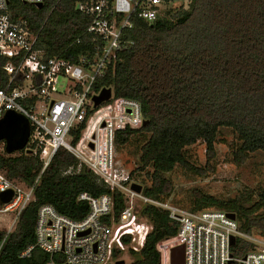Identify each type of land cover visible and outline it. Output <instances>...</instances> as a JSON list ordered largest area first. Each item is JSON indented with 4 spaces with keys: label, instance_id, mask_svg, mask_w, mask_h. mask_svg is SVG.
Returning <instances> with one entry per match:
<instances>
[{
    "label": "trees",
    "instance_id": "1",
    "mask_svg": "<svg viewBox=\"0 0 264 264\" xmlns=\"http://www.w3.org/2000/svg\"><path fill=\"white\" fill-rule=\"evenodd\" d=\"M12 19L23 18L39 32L38 46L47 56L75 61L91 49L89 19L75 8L77 0H43L41 8L21 0H7ZM168 9L152 24L132 18V27L122 38L130 43L119 54L114 68L96 80L93 90L111 88L114 98L136 100L147 124L136 130L116 132L118 150L137 135L144 137L136 172L146 171L151 184L142 194L164 202L172 186L164 175L180 166L198 176L214 171L215 143L221 130H230L238 140L239 164L249 154L264 152V0H189L171 17ZM5 60L2 61L4 63ZM203 142L206 165L197 169L185 156L186 148ZM0 144H2L0 142ZM78 161L59 149L40 175L34 202L22 212L16 229L1 249L0 264H41L47 255L34 249L29 258L18 254L35 241L37 209L50 205L72 220L84 218L88 206L77 201L81 193L92 197L111 195L114 215L123 209L120 193L110 192ZM72 169L67 173L68 169ZM42 169L37 156L23 150L0 154V171L14 181L32 186ZM133 175V171L130 172ZM242 197L220 199L198 189L192 191L191 211L215 209L234 214L239 229L252 235L264 231V190L249 206ZM151 225L142 248L126 264H158L156 244L174 236L177 222L152 206L142 209ZM5 233L0 230V243ZM250 245L239 242L232 248L242 256ZM118 259L119 254L115 253Z\"/></svg>",
    "mask_w": 264,
    "mask_h": 264
},
{
    "label": "built area",
    "instance_id": "2",
    "mask_svg": "<svg viewBox=\"0 0 264 264\" xmlns=\"http://www.w3.org/2000/svg\"><path fill=\"white\" fill-rule=\"evenodd\" d=\"M21 1L34 7L43 5V0ZM162 3L77 0L75 8L89 19L87 32L93 39L91 49L71 61L47 56L38 46L40 31H33L23 18L12 19L8 1L0 0V118L14 111L29 121L30 134L22 150L42 163L30 187L0 171V194L12 192L9 202H0V229L5 233L0 249L16 229L22 212L34 202L40 175L57 151L64 149L78 161L76 172L84 167L110 192L120 193L123 209L115 217L114 201L108 194H79L77 201L88 206L80 220L61 215L50 205H41L37 209L34 244L21 251L19 258H29L38 249L47 255L41 264H115L122 260L123 253L132 254L142 248L151 225L141 212L145 206H152L167 212L178 224L174 236L156 244L158 264H173L172 252L181 246L184 264H264V238L243 233L224 211L185 210L145 197L142 191L135 192L132 185H140L137 175L115 161V134L143 127L141 106L133 99L114 98L112 91L107 102L95 107L92 99L98 93L93 87L97 79L114 68L119 54L130 44L122 34L132 27L131 19L152 24L162 15ZM61 79L65 80L63 84ZM231 238L235 240L233 245ZM239 242L250 248L242 256H234L232 248Z\"/></svg>",
    "mask_w": 264,
    "mask_h": 264
},
{
    "label": "rangeland",
    "instance_id": "3",
    "mask_svg": "<svg viewBox=\"0 0 264 264\" xmlns=\"http://www.w3.org/2000/svg\"><path fill=\"white\" fill-rule=\"evenodd\" d=\"M188 3L186 0L164 2L161 4L162 14L168 9H173L170 15L173 17L180 8H187ZM64 81L61 79L62 84ZM143 139L144 137L137 135L122 148L118 150L115 148L116 163L127 171H133V175H137L135 179L140 182L142 187L151 184V180L145 175L146 171L136 172L139 167L138 159ZM237 146V137L230 130H221L215 143L216 156L211 162L214 168L212 173L198 176L180 166H175L172 171L166 173L164 177L173 190L166 202L190 210L194 189L220 199H230L236 196L243 198L247 194L244 201L246 206L256 202L259 194L264 190V152L249 154L246 161L239 164L235 154ZM2 147L3 144H0V153ZM185 156L187 161L197 169H204L207 160L206 145L203 142H197L186 148ZM253 235L264 238V231H253ZM134 258L133 254L127 252L122 255L125 264L130 263Z\"/></svg>",
    "mask_w": 264,
    "mask_h": 264
},
{
    "label": "water",
    "instance_id": "4",
    "mask_svg": "<svg viewBox=\"0 0 264 264\" xmlns=\"http://www.w3.org/2000/svg\"><path fill=\"white\" fill-rule=\"evenodd\" d=\"M164 2L177 1V0H163ZM37 8H41L42 4L38 3L35 5ZM112 94L111 88L102 89L98 95L93 97L94 106H99L104 102H107ZM147 124L144 120L143 126ZM30 134L29 121L22 115L15 113L14 111H7L0 118V142L4 144V151L6 154H13L22 150L28 140ZM132 189L139 193L142 191V186L133 184ZM12 197V192L0 194V202L7 203ZM232 220H235L234 214H227ZM235 240L231 238V245ZM184 249L183 246L175 248L172 252V263L173 264H184L183 261ZM115 264H125V261L119 260Z\"/></svg>",
    "mask_w": 264,
    "mask_h": 264
}]
</instances>
